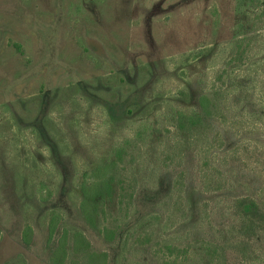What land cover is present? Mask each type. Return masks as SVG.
<instances>
[{
	"label": "rangeland",
	"instance_id": "1",
	"mask_svg": "<svg viewBox=\"0 0 264 264\" xmlns=\"http://www.w3.org/2000/svg\"><path fill=\"white\" fill-rule=\"evenodd\" d=\"M112 159L92 227L82 183ZM242 196L264 209V0H0V264L64 234L63 264H264Z\"/></svg>",
	"mask_w": 264,
	"mask_h": 264
},
{
	"label": "trees",
	"instance_id": "2",
	"mask_svg": "<svg viewBox=\"0 0 264 264\" xmlns=\"http://www.w3.org/2000/svg\"><path fill=\"white\" fill-rule=\"evenodd\" d=\"M211 102L212 97L208 94H204L200 97V105L202 111H194L191 114H185L179 112L180 122L188 123L190 126H199L205 121V116L211 115ZM129 142V141H127ZM122 148L119 147L116 150L118 156L121 155ZM118 161L115 159L104 160L98 163L95 168L87 173L82 183V201L81 211L82 214L92 227H96V221L99 216V208L113 195L115 191V167ZM235 207L237 208L238 214L241 221V231L245 238H249L255 235L264 228V209L260 203L250 197L242 196L235 200ZM60 215L54 213L49 223V240L53 238L56 233ZM33 228L27 226L24 230L23 239L29 244L31 243ZM1 240V231H0ZM74 247L76 250L80 248L89 249L90 241L82 231H75L73 233ZM67 246V234L59 240V245L53 252L51 264H63L66 254ZM167 249H171L168 247ZM106 257V253L99 254ZM98 256H95L99 258ZM106 262V260H105ZM104 262V264H105ZM163 264H171L169 260H164Z\"/></svg>",
	"mask_w": 264,
	"mask_h": 264
}]
</instances>
